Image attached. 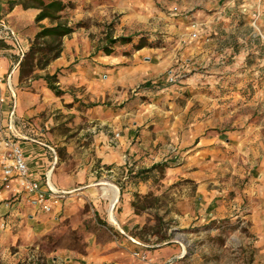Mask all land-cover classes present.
Here are the masks:
<instances>
[{"label": "crops", "instance_id": "1", "mask_svg": "<svg viewBox=\"0 0 264 264\" xmlns=\"http://www.w3.org/2000/svg\"><path fill=\"white\" fill-rule=\"evenodd\" d=\"M186 1L162 0L170 11L168 16L159 0H88L87 9L80 5L73 18L88 21V26L64 36L59 56L46 67L21 77L20 63L25 55L13 68L15 54H27L36 33L51 23L48 18L36 20L40 8L31 1L0 0V28L9 26L15 34L13 39L0 38V74L10 76L13 86L12 90L5 89L4 110L13 112L19 123L20 132L13 139L22 148L30 177L45 190L50 172V183L66 192L54 198L51 210L46 212L35 200L29 201L27 194L15 199L14 189L3 190L0 245L19 246V251L3 259L5 264L21 260L27 246L28 255L33 257L36 251L31 247L38 238L65 217L77 218L85 202L93 205L100 217L110 216L119 232L116 236L105 232L103 238L99 232H92L84 253L58 249L48 257L47 264H130L131 260L136 264H200L195 263L198 255H192L181 242L170 239L161 244L146 243L132 234L143 221L134 211V193L150 191L146 179L123 181L126 165L133 162L136 169L165 164L169 182L185 181L181 194L173 192L176 198L170 201L172 217H178L181 227L194 228L232 213L246 214L249 249L236 264H264V89L254 88L244 94L243 87L252 80L248 67L243 74L239 70L234 73L233 81L226 75L237 69L240 56L232 51L239 57L232 61L234 66L227 64L231 61L224 63L223 54L233 49L221 44L222 31L215 30L212 23L215 18L235 21L228 15L236 7V0H222L223 9L217 17L215 13L205 21L197 18V37L191 36L190 21L181 12ZM199 1L201 5L209 3L197 0L193 5ZM259 2L237 0L251 25ZM261 5L264 10V0ZM115 14L120 31L126 32L150 25L157 30L164 16L162 24L170 43L142 47L129 56L118 50L106 54L102 49L106 42L96 41L107 32H101L94 21L105 23ZM262 18L264 13L257 21L258 28ZM67 22L71 24L70 19ZM205 63L218 67L202 76L194 69ZM184 66L196 72L183 84L175 85L182 92L165 83L153 85L165 72ZM45 74L56 75L53 84L63 92L61 95L48 87L41 77ZM260 84L264 85V80ZM224 85L232 91L225 92ZM75 115L79 121L83 119V124H69L71 128L62 125ZM171 149L173 163L157 162ZM3 151L0 144V188ZM226 162L236 165L232 168H237L239 187L226 181L234 177L222 180L217 173L218 166ZM72 164L73 169L69 167ZM103 182L119 188L115 208H111L109 194L103 192ZM189 184L192 189L186 188ZM12 187H16L15 182ZM135 248L145 252L149 262L133 258L130 253Z\"/></svg>", "mask_w": 264, "mask_h": 264}, {"label": "rangeland", "instance_id": "2", "mask_svg": "<svg viewBox=\"0 0 264 264\" xmlns=\"http://www.w3.org/2000/svg\"><path fill=\"white\" fill-rule=\"evenodd\" d=\"M62 1L66 4V8L61 12L64 17L63 19L66 21L70 19V25L74 27V30L81 27H87L89 23L88 21H76L73 18L74 12L79 10L80 5L81 9H87L86 5L89 4L88 0ZM97 1H101L103 3V1L106 0ZM194 1L197 2V0H187L186 8L182 9L181 11L186 17H188L190 22L192 19L197 20V18L205 21L207 20L206 17H211L215 13L218 14L215 15L216 17L219 16V13L223 9L224 5L222 0L218 1L217 3H215V0H209V3L203 5H201L200 1L198 4L193 5ZM226 1L227 0H225V2ZM157 3L159 4L162 12L165 15H168L166 13H169L170 11L167 6L162 4V0H159ZM237 5L238 4L236 0V7L234 10H232V12L231 10L226 11H229L230 14L228 16H230V18L234 17L235 21L215 18L213 20L214 22L212 23V26H214L215 30L222 31L224 41L221 44L229 46L233 49L223 54L222 60L224 63L231 61V63L227 64H229L230 67L234 66L232 61L235 59L237 60L239 57H234L232 51L237 52V55L240 56V64H236L237 69L235 71L233 69L231 70V73L226 74L230 76V81H233L234 76L232 75H234V73L236 74L238 70L239 74H243L245 68H250L248 74H250L252 80L243 87L244 94H247L254 88L261 89V91L264 89V85L260 84V81L264 80V18H262L260 21V28H258L259 22H257L256 25L253 23L251 25L247 15H245L244 11H242V9ZM174 11H178V8H174ZM118 17L119 16L115 14L113 19L105 23L94 21L100 31L102 29L103 32H105V30L107 32L106 36L103 35L102 37H98V40L96 41L97 43L101 44L100 42L103 41L106 42L103 46H106L108 45L109 39H107V37L117 38V41L110 46L111 49L113 51L118 50L120 53L122 52L127 56L131 55L142 41L146 42L145 46L143 47H162L170 43V39L165 33L164 16L161 17L162 22L158 24L159 28L157 30H153L154 27L150 25L144 29L134 31L131 30L132 32H126V30L123 28V30L120 31L121 28H119ZM209 42H211V40L206 41V43ZM212 43H215V39L212 41ZM182 44L185 45L186 42H183ZM215 45L218 46L219 43ZM38 57L39 55H35L33 63L36 62ZM219 58H221V56H219ZM217 67L218 65L216 63L212 65L205 63L201 64L194 70L202 73V76H206L209 70ZM194 70L190 71V67L185 66L179 68L174 67L161 75L159 79L156 78L157 80H155L153 85L165 83L167 85L174 86L176 89L175 91L182 92V89L175 85L183 84L181 82L187 76H190L196 72ZM171 71L177 76L175 81H169L167 78L169 72ZM25 81L27 82V80ZM212 88L209 91L210 94L212 93ZM223 88L225 92L229 90L232 91L231 87L229 86L224 85ZM138 89H140V86L136 88V90ZM248 89L250 90L248 91ZM69 124H71V126H80L83 124V119L81 118L79 121L75 115L73 118H70V120L66 119L62 125H65L66 128H71ZM173 153L174 152L172 150L162 154V160L159 159L157 162L164 161L167 165H169V163H173V157H169L173 156ZM65 154L67 155V153ZM63 158L66 159L65 157ZM63 158L62 161L64 160ZM181 162L182 161L179 160L177 163L180 164ZM126 166L127 170H125L123 174V181H129L130 183L136 182L140 179H146L145 181H149L150 191L146 193L148 195L135 192L132 203L134 211L137 214H140V216L143 218L141 225L133 230L132 234L138 235L142 241L146 243L153 242L154 244H161L170 239L176 240L181 242L183 245H187L188 250L189 252H192V255H198V260H196L195 263L200 264H236L239 262L240 256L242 257V255H245V253L248 251V221L247 218L243 217L246 216V214H242V216H240L236 213H232L231 215H228L222 219H214L208 223H203L202 225H198L194 228H190V226L181 227L178 217H172V211H174V207H172V203L170 201L176 198L174 195H172L173 192H177V196L181 194V191L186 185L185 181L178 180L176 182H169L165 164L162 167H154L153 165L145 167L146 165H144V168L136 169L134 167L135 162H133L131 165L127 164ZM232 166L235 167L236 165H231L229 163L221 164V166H218L216 170L217 173L221 175L220 178L222 180L224 178L229 179V176L234 177L231 180L226 181L230 182L235 188L239 187L238 182L235 180V178L238 177V174L235 173L237 168L234 170V167L232 168ZM69 167L73 169L75 168V164H72V166ZM186 188L192 189L190 184L189 186H186ZM154 193L158 194V196H154ZM178 199L179 198L177 197V200ZM9 204L10 203L7 202V205ZM116 205L117 201L113 207L115 208ZM4 220L7 221V218L4 217ZM110 220V216L108 218L106 216L100 217L97 215L93 205L85 202L82 209L80 210V215L77 218H75L74 215L67 218L65 217L58 222L54 229L48 233H44L38 238L36 243L32 245L33 247H31L36 251L33 257L30 256L31 253L28 255L27 246L25 248L26 254L22 256L21 260H17L14 264H47L48 257L53 251H57L58 249L66 248L69 250H75L79 253H84L85 247L88 245L87 239L90 233L99 232L100 238L104 237L105 232H110L111 235H117V232H119L118 228H115L116 225H112V221ZM18 248L19 246L17 245H9L8 248L6 245H0V264H5L3 259L8 254L11 255L15 251H19ZM144 248L145 246L143 249ZM139 249L142 248L139 247ZM136 250L137 249L135 248L131 251L130 255L132 257V253ZM188 250L186 252H188ZM129 263L136 264L135 260H131Z\"/></svg>", "mask_w": 264, "mask_h": 264}, {"label": "built area", "instance_id": "3", "mask_svg": "<svg viewBox=\"0 0 264 264\" xmlns=\"http://www.w3.org/2000/svg\"><path fill=\"white\" fill-rule=\"evenodd\" d=\"M259 6H257L255 12L252 14V23L257 24L261 14L264 13L262 0H259ZM191 36L197 37L198 33V22L192 19L190 22ZM15 36L13 30L9 26H3L0 28L1 39H13ZM23 52L15 54L12 67L18 66L22 58L24 57ZM176 75L171 71L168 74L169 81H175ZM5 89L12 90L11 77H3L0 74V144L3 145L4 151L1 156V182L0 195L3 190L14 189L13 197L16 199L20 194L25 193L28 195V200H35L39 203L41 208L49 212L51 210V201L54 198L63 197L66 192H62L55 188L49 181V174L47 173V185L48 189H43L39 183L32 179L29 175V169L27 162L24 158L22 148L13 139L14 136L18 135L19 123L14 116V113H6L4 106L7 105ZM12 182H15L16 187H12ZM133 257L141 262H149V258L146 253L140 250H136L132 253Z\"/></svg>", "mask_w": 264, "mask_h": 264}, {"label": "trees", "instance_id": "4", "mask_svg": "<svg viewBox=\"0 0 264 264\" xmlns=\"http://www.w3.org/2000/svg\"><path fill=\"white\" fill-rule=\"evenodd\" d=\"M28 1H31L33 3L32 5L35 4L38 8H40V12L36 16L37 21L48 18L51 24L43 27L36 33L29 52L25 54L24 59L20 63L21 77L32 74L35 69H43L46 65H48V63H50V61L58 57L61 51L62 38L74 31V27L68 25V22L63 19L64 17L61 14V12L66 8L65 2L62 0H49L47 2L44 0ZM107 39L109 46H103L102 49L106 54H110L113 53L110 46L117 41V38L107 37ZM145 43L146 42L142 41L136 49L142 48L145 46ZM35 55H39V57L36 59V62L33 63ZM41 77L47 81L48 87L57 95H61L63 93L55 84H53V82L56 81L55 74H45ZM162 166H164V164L154 165V167Z\"/></svg>", "mask_w": 264, "mask_h": 264}, {"label": "bare ground", "instance_id": "5", "mask_svg": "<svg viewBox=\"0 0 264 264\" xmlns=\"http://www.w3.org/2000/svg\"><path fill=\"white\" fill-rule=\"evenodd\" d=\"M102 189L104 194H109L110 198H111V208L113 207V205L116 203V200L118 198V194H117V189L115 188L114 185L107 183V182H103L102 183ZM110 208V210H111ZM112 213V211H111ZM112 217V214H111Z\"/></svg>", "mask_w": 264, "mask_h": 264}]
</instances>
